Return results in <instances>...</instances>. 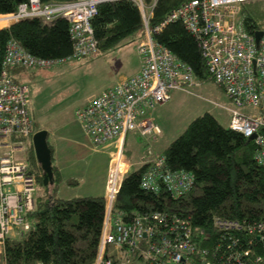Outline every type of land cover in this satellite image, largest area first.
I'll list each match as a JSON object with an SVG mask.
<instances>
[{
  "label": "built area",
  "instance_id": "built-area-1",
  "mask_svg": "<svg viewBox=\"0 0 264 264\" xmlns=\"http://www.w3.org/2000/svg\"><path fill=\"white\" fill-rule=\"evenodd\" d=\"M105 1L113 0H25L19 2L14 11L0 14V21L4 22L0 29L25 19L53 21L65 18L70 22L74 43L70 57L46 60L33 56L11 39L6 47L5 68L23 66L42 69L95 53L98 44L91 19L97 13L98 5ZM131 1L139 8L143 22V37L137 46L141 58L140 70L107 87L92 101L75 109L76 118L94 147H111L104 193L105 219L94 264H140L130 256L132 248L139 247L140 239L152 234V227H145L142 217H136L132 222L124 221L121 212H116L115 203L125 177L134 168L124 149L126 135L134 130L145 137L160 133L161 129L151 116V110L169 101L173 91L185 90L198 83L194 79L193 68L154 39V33L169 21L182 19L196 35L209 75L223 87L234 104L228 107L231 114L229 127L249 139L256 135L253 138L258 145L256 160L264 165V34L257 42L255 33L245 28L241 17L242 6L258 0H190L155 26H151L150 21L158 0ZM28 93V85L18 81L13 73L3 70L0 75L2 254L7 237H20L35 227L31 213L36 207L39 176L42 173L36 171L29 160L21 155L28 152L37 132L36 122L28 108ZM147 163H150L149 169L141 179V186L145 189L158 193L164 186L178 197L195 186L192 172L172 171L165 165L163 156L151 157ZM154 217L165 221V217L159 213H155ZM180 222V232L175 231V226L169 227L170 232L175 231L173 240L163 235V239L140 250L142 259L150 261V264H224L226 261V264H264V253L253 257L255 242L249 238L254 236L264 250V219L241 225L229 219H215L214 224L220 230L238 228L244 233L237 236L242 246L236 256L226 259V253L202 248L193 240L187 222ZM241 238L245 241H241ZM120 244H124L123 248L125 245L132 248L124 250L119 248ZM107 246L112 247L108 257ZM116 259L119 261L114 263Z\"/></svg>",
  "mask_w": 264,
  "mask_h": 264
},
{
  "label": "trees",
  "instance_id": "trees-1",
  "mask_svg": "<svg viewBox=\"0 0 264 264\" xmlns=\"http://www.w3.org/2000/svg\"><path fill=\"white\" fill-rule=\"evenodd\" d=\"M21 1L25 0H0V14L14 11ZM187 1L190 0H158L151 26L163 22L172 11ZM241 17L248 31L256 33L264 30V1L258 0L254 5L245 3ZM91 25L98 52L111 49L142 31L143 22L134 2L113 0L98 5ZM153 36L179 60L189 64L197 78L210 77L199 41L182 19L169 21ZM11 39L40 59H66L74 51L67 19L21 20L0 29V75L4 69L13 74L29 69L23 66L5 68L6 47ZM257 151L258 145L253 139L222 125L209 112L192 120L168 145L163 157L165 165L172 171L192 172L195 186L178 197L164 186L155 193L141 186L143 173L149 169L150 163H143L133 169L121 185L115 210L121 212L126 222L142 217L144 226L152 227V234L141 238L139 247L125 245L123 249L132 248L130 256L140 264H150V261L142 259L140 250L163 239V235L173 240L175 231H181L180 221L184 220L191 228L193 240L202 248L226 253L225 259L235 257L242 246L237 236L244 233L238 228L220 230L214 221L216 218L229 219L241 225L264 219V165L257 162ZM31 152L33 163L29 162L36 171L42 173L39 176L36 207L31 213L35 227L20 237H7L3 264H94L105 219L104 196H58L57 185L52 189L51 184L44 183L43 170L32 145L29 147L28 160ZM155 213L165 217V221L156 219ZM170 226H175L176 230L170 232ZM249 238L255 242L253 257L263 254L264 250L256 238ZM241 241L245 239L241 238ZM110 250L112 247L107 246L106 257L110 256ZM118 261L116 259L113 262Z\"/></svg>",
  "mask_w": 264,
  "mask_h": 264
},
{
  "label": "rangeland",
  "instance_id": "rangeland-1",
  "mask_svg": "<svg viewBox=\"0 0 264 264\" xmlns=\"http://www.w3.org/2000/svg\"><path fill=\"white\" fill-rule=\"evenodd\" d=\"M142 37L143 32L138 31L134 36L106 51H98L88 57L67 59L48 68H29L26 81L29 85L28 108L33 112L37 128H41V124L47 120L52 130L63 121L75 119V109L86 99L91 98L101 86H104V82H108L106 83L108 85L110 80L117 79L121 74L133 70L135 65L130 60L131 44L136 41L138 44ZM194 79L200 84L192 87L193 92L176 90L169 101L155 107V116L162 126V133L150 140L149 146L153 150L151 149L149 156L156 157L154 154L164 153L165 148L187 128L190 122L205 112L213 114L222 125H229L231 114L228 106L232 105V102L223 87L217 84L211 76L200 79L194 75ZM242 110L250 111L246 108ZM140 139L136 137L133 141L129 136L127 151H125L127 157L133 161V164L135 163L136 168L141 166L138 163L140 159L137 158L139 154H143L139 151L143 146ZM136 141L141 147H138V150L134 148L136 150L134 153L127 154L128 146L135 147L132 143ZM141 141L145 143L144 140ZM30 156L32 152L29 155V161L33 163ZM86 192L94 193V188L84 178L80 183L63 184L58 196L66 198L85 196ZM2 255L0 252V264H3Z\"/></svg>",
  "mask_w": 264,
  "mask_h": 264
},
{
  "label": "crops",
  "instance_id": "crops-1",
  "mask_svg": "<svg viewBox=\"0 0 264 264\" xmlns=\"http://www.w3.org/2000/svg\"><path fill=\"white\" fill-rule=\"evenodd\" d=\"M131 44L132 51L130 53L131 61L134 62L135 67L133 70H131L128 73L121 74V76L117 79L110 80V84H106L108 82H104L96 93L91 97L86 99L80 106L86 105L90 101H92L95 97H97L104 89H106L108 86L114 85L113 83L118 82L121 79L130 77L134 74H136L140 68H141V58L137 50V41L136 43ZM29 70L27 69L21 73L14 74L18 81L21 83H24L28 85L26 82L27 76L29 74ZM36 71V70H35ZM33 71V72H35ZM202 82V81H201ZM199 81L196 85L188 87V89L181 90L184 92L190 93L192 90V87H196L199 85ZM29 86V85H28ZM176 91V90H175ZM174 92V91H173ZM172 92V93H173ZM193 92V91H192ZM172 95V94H171ZM230 98V97H229ZM231 100V99H230ZM232 102V100H231ZM165 104V103H164ZM163 105V104H162ZM160 106V105H158ZM234 104L232 102V105L228 107H233ZM79 107V106H78ZM155 109V108H154ZM151 110V116L154 118L155 122L159 125L161 132L152 136H142L138 131H130L126 137H125V151L127 147V142L130 138L134 141L135 138H141L140 142L143 144L142 148L141 145L139 146L137 141L133 142V146L135 147H129L128 146V153L131 154L136 151L134 148L138 150V147L140 148V153L137 156H139L137 159L139 160L138 163L142 165V163H147V160L151 158L153 155L149 156L151 154L152 147L149 146L150 140L157 137L159 134L162 133V126L159 123L158 118L155 116V110ZM31 112L32 117L35 120V117L33 115V112ZM75 116V113H74ZM218 120V119H217ZM36 122V120H35ZM229 126V125H228ZM37 127V123H36ZM37 130H46L47 131V140L50 145V148L52 150V163L54 167V183L52 185V189L56 187L57 190L56 193L58 195V192L60 191V188L63 184H76L80 183L82 179L86 178L92 188H94V193H88L86 192L85 196H103L105 193V184H106V178L107 174L106 171H108L109 167V160H110V151L111 148H95L92 144V141L88 134L85 132L84 128L78 121V119L75 117V119H70L68 121H63L59 125H57L54 129L51 130V128L48 125V120L43 122L41 124V128H37ZM141 140H144L145 143H143ZM33 146V141H32ZM168 147V146H167ZM166 147V148H167ZM165 148V149H166ZM34 150V146H33ZM141 150H144L141 152ZM153 150V149H152ZM165 151V150H164ZM35 153V150H34ZM162 154H154L156 157L163 156ZM23 157H28V153L21 154ZM36 157V154H35ZM132 158V156H130ZM37 159V158H36ZM135 160V158H132ZM38 161V160H37ZM39 163V162H38ZM40 164V163H39ZM135 166V163H134ZM134 167L133 169H135ZM58 176V177H56ZM50 184V183H49ZM62 184V185H61ZM62 197V196H60ZM76 197V196H73ZM66 198V197H65ZM70 198V197H68ZM3 260V258H2Z\"/></svg>",
  "mask_w": 264,
  "mask_h": 264
},
{
  "label": "water",
  "instance_id": "water-1",
  "mask_svg": "<svg viewBox=\"0 0 264 264\" xmlns=\"http://www.w3.org/2000/svg\"><path fill=\"white\" fill-rule=\"evenodd\" d=\"M264 31H257L255 33L256 41L258 42ZM256 135L251 136L250 139L255 138ZM33 146L36 158L44 171V183L51 184L54 182V167L52 163V150L47 140V131L39 130L33 136Z\"/></svg>",
  "mask_w": 264,
  "mask_h": 264
},
{
  "label": "bare ground",
  "instance_id": "bare-ground-1",
  "mask_svg": "<svg viewBox=\"0 0 264 264\" xmlns=\"http://www.w3.org/2000/svg\"><path fill=\"white\" fill-rule=\"evenodd\" d=\"M4 22L0 21V26L3 25ZM124 244H120L119 248H123Z\"/></svg>",
  "mask_w": 264,
  "mask_h": 264
},
{
  "label": "clouds",
  "instance_id": "clouds-1",
  "mask_svg": "<svg viewBox=\"0 0 264 264\" xmlns=\"http://www.w3.org/2000/svg\"><path fill=\"white\" fill-rule=\"evenodd\" d=\"M38 131V130H37ZM43 175H44V171H43ZM104 196V195H103Z\"/></svg>",
  "mask_w": 264,
  "mask_h": 264
}]
</instances>
